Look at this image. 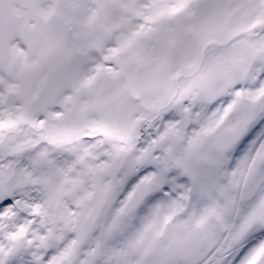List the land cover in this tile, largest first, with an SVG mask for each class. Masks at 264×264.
I'll list each match as a JSON object with an SVG mask.
<instances>
[{
    "label": "snow or ice",
    "instance_id": "6c2138e0",
    "mask_svg": "<svg viewBox=\"0 0 264 264\" xmlns=\"http://www.w3.org/2000/svg\"><path fill=\"white\" fill-rule=\"evenodd\" d=\"M0 264H264V0H0Z\"/></svg>",
    "mask_w": 264,
    "mask_h": 264
}]
</instances>
